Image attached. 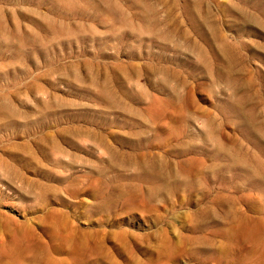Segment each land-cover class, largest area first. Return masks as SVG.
I'll list each match as a JSON object with an SVG mask.
<instances>
[{"label":"rangeland","instance_id":"obj_1","mask_svg":"<svg viewBox=\"0 0 264 264\" xmlns=\"http://www.w3.org/2000/svg\"><path fill=\"white\" fill-rule=\"evenodd\" d=\"M0 264H264V0H0Z\"/></svg>","mask_w":264,"mask_h":264}]
</instances>
